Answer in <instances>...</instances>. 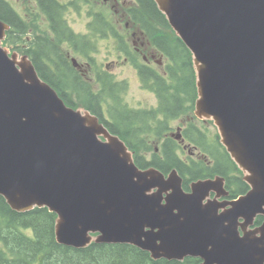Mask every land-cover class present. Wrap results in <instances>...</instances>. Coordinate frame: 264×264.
I'll list each match as a JSON object with an SVG mask.
<instances>
[{
    "label": "water",
    "instance_id": "water-1",
    "mask_svg": "<svg viewBox=\"0 0 264 264\" xmlns=\"http://www.w3.org/2000/svg\"><path fill=\"white\" fill-rule=\"evenodd\" d=\"M154 1L192 55L195 116L213 122L251 190L221 202L220 176L185 193L175 169L138 168L96 116L68 107L28 56L2 47L10 27L0 21V196L16 212L54 213L56 242L74 249L126 244L152 260L263 264L264 222L243 236L238 227L264 216V0Z\"/></svg>",
    "mask_w": 264,
    "mask_h": 264
},
{
    "label": "trees",
    "instance_id": "trees-1",
    "mask_svg": "<svg viewBox=\"0 0 264 264\" xmlns=\"http://www.w3.org/2000/svg\"><path fill=\"white\" fill-rule=\"evenodd\" d=\"M37 2L39 4L40 14L44 15L45 20L51 22H65V15L68 10L72 9L78 13L82 11L81 9L79 10L78 6L75 4L61 6L56 0H37ZM136 3L139 7L131 11L125 10L126 13L130 14L131 20L146 23L144 27L147 32L145 33L151 38L152 44L156 43L160 50L168 57V65L166 67L167 77L164 78L156 72L152 73L149 71L148 74L150 75L146 76L143 84L144 89L153 92L157 97V107L143 114H139V116L146 117L148 123H154L156 121L160 124L158 126L166 127L170 121L180 118L182 115L192 117L196 99L195 73L192 65V56L186 46L169 27L164 15L158 10L154 0H136ZM24 8L25 11L29 13L30 10L28 9L27 2H24ZM11 11L8 5L0 0V20L10 25V29L7 32L9 36L8 41L13 44H19L21 41H24V36L30 28L28 29L26 20L15 17L13 14L14 12L12 11V13ZM10 17L13 20H11ZM90 17H92V21L108 22L112 20L110 13L101 9H97L96 16H92L88 11V18L90 19ZM29 21L32 26V20L30 18ZM149 22L151 23L150 25L148 24ZM50 27L55 32L53 38L61 39L62 37L59 34V30L55 25L52 23ZM88 30L90 32L87 35L77 37L78 40H81L80 42L82 44H85V40L90 39V37H95L96 35L104 37L103 35L105 34L106 27L90 25ZM65 31H69L66 26ZM64 36L72 41V38L68 35ZM156 38H158L159 42ZM172 45L175 46V55H173L171 50ZM32 61L39 77L57 91L58 95L64 100L67 106L72 108L82 107L95 112L94 106L91 107L90 104L96 103L97 100L101 99V96L104 97L105 102H108V95L106 92L109 89V81L106 80V72H101V69H98L99 75H103L98 81L99 95L91 97L90 93L85 90H81L83 92L78 90L74 91L72 85L74 87L76 84L78 87L80 86V83H78V76L73 68L65 65L64 61H42L37 60V58L32 59ZM52 63L56 66L54 73L44 67V65L48 66ZM111 87L110 84V88ZM112 111L115 112V110ZM127 113L128 112L125 111H122V115H119L117 112L115 113L113 120L116 122V126L114 128L111 126V130L115 134H119L122 139L126 141L131 150H139L141 149L139 144L140 141L130 139L127 134L129 132L133 134L135 132H141L137 124L139 121L131 119L129 122L130 124H127L123 117V115ZM128 129H130V131ZM197 130L198 128L190 121L189 131L195 133ZM200 137V141L196 140L194 142L192 140V142L198 145L200 152L206 156L211 165H206L203 161H194L191 159L190 164L185 166V164L181 162L183 160L176 155L177 146L170 140L164 142L161 157L154 156L146 163L142 158L134 157L135 163L141 169L154 166L164 172V174H167L170 169L175 168L183 178L182 185L184 189L185 184L192 180L219 174L224 176L229 184H235L234 190H243L245 185L241 179V172L218 142V136L211 139L204 132ZM190 138L193 137L190 136ZM135 155H138V151ZM55 217L56 215L49 212L46 208H34L27 212H16L12 210L4 198L0 196V264L198 263L197 259L190 257L185 258L182 262L175 260L167 261L165 259L152 260L147 252L126 244L92 243L82 249L63 246L58 244L55 240Z\"/></svg>",
    "mask_w": 264,
    "mask_h": 264
},
{
    "label": "flooded vegetation",
    "instance_id": "flooded-vegetation-1",
    "mask_svg": "<svg viewBox=\"0 0 264 264\" xmlns=\"http://www.w3.org/2000/svg\"><path fill=\"white\" fill-rule=\"evenodd\" d=\"M3 1L8 5V8L14 12L11 11L15 17L21 18V20H26L28 24L27 27L28 29L30 28L24 36V42H20L19 44L10 43L8 41L9 36L8 34L6 35L7 41L5 43L9 45L7 47L11 52L17 51L20 55L28 54L31 59L37 58V60L42 61H64L65 65L73 68L78 76V83H80V86L78 87L76 84L74 87L72 85L74 91L78 90L83 92L81 90H85L90 93L91 97L99 95L98 81L103 75H99L98 69H101V72H106V80L109 81V89L106 92L108 95V102H105L104 97L100 95L101 99L97 100L96 103L90 104L91 107L94 106L93 108L95 111L91 112L97 116L104 125H106L111 134L117 135L120 139H122V137L111 130V126L113 128L116 126V122L113 120L116 112L119 115H122V111L128 112L126 115H123L127 124H130L129 122L131 119L139 121L137 124L139 125L141 132H135L134 134L131 132L127 133L130 139L140 141L139 144L141 149L132 150L134 157L142 158L145 163L150 161L154 156L161 157L164 142L170 140L175 146H177L176 155L183 160L181 162L185 164V166L190 164L191 159L194 161H203L206 165H211L206 156L200 152L198 145L194 143L196 140L200 141V136L204 134L203 130L198 125L199 123H203L202 121L195 119L193 116L182 115L180 118L170 121L166 127H160L158 126L160 125L158 122L155 121L154 123H148L146 117L139 116V114H143L144 112H148L157 107V97L153 92L147 90L154 94L156 100L154 107L136 109L135 106L130 105L126 100V93L130 87L131 81H136V84L139 82V88L141 90H146L144 89L143 84L146 76L150 75L148 74L149 71L152 73L156 72L164 78L167 77L166 67L168 65V57L160 50L156 43L152 44L151 38L145 33L147 32L144 27L146 23L131 20L130 14L125 11H131L138 8L139 6L136 3V0H68L64 3L62 0H56L61 6L75 4L78 6L79 10H82L81 12L88 10L92 16L97 15V9L106 10L110 13L112 20L108 22L92 21V17H90V21L86 22V25L89 26L94 25L97 27H106L102 39H106L107 42L109 41L112 51L109 54L110 63L103 66L96 62V52L93 42L94 37L85 40V44H82L80 42L81 40L77 39V37L87 34L88 31L85 34L76 33L67 20L65 22H51L45 20L44 15H41L39 12V4L37 0H2V2ZM24 2L28 3V9L30 10L29 13L25 11ZM29 18L32 20V26ZM40 19H42V21ZM11 20L13 19L11 18ZM52 23L59 30V34L62 37L61 39L53 38L55 32L50 27ZM38 24L42 26L41 30H39L40 26ZM148 24L150 25L151 23L149 22ZM65 26L69 31H65ZM64 35L71 37L72 41ZM156 40L159 42L158 38H156ZM171 50L173 55H175L174 45L171 46ZM78 59L84 60V62L80 63L77 61ZM73 60H76L77 64H74ZM44 67L52 73L56 70L54 63L49 64L48 66L44 65ZM120 67H125V71L127 72L124 78H120L123 77L122 74L118 76L116 73L117 69ZM110 84L112 86L111 88ZM141 109H143V111H141ZM112 110H115V112ZM174 121H179V126L176 127L175 133L173 132L174 128L172 127V122ZM190 121H192L193 125L198 128L195 133L189 131ZM132 127L135 128L134 126ZM128 130L130 131V129ZM190 136L193 138H190ZM192 140L194 142H192ZM123 141L126 143L125 140ZM129 149L131 148L129 147ZM137 151L138 155L136 156L135 154ZM178 151L183 152V154L181 153L182 155H179ZM174 169L175 168L170 169L165 175H168V173ZM162 173L164 174V172ZM215 176L224 178V189L227 193L226 196L219 197L217 199L218 201L231 202L240 196L247 194L251 190L243 181L245 188L243 190H234L235 184H229L227 179L219 174H214L211 177L206 176L204 178H197L185 184V189L183 188V185L182 188L185 193H190L191 184L193 182L213 179ZM180 177L182 178L181 175ZM215 196L216 193L211 192L204 202L208 198L213 199ZM228 208L229 207L227 206L225 209ZM239 222L240 224H243L244 220L239 219ZM263 222L264 216L257 215L252 223L245 229H242L241 226L238 227L240 236L244 235V230L247 233L256 230ZM201 262L202 260L199 259L198 264Z\"/></svg>",
    "mask_w": 264,
    "mask_h": 264
},
{
    "label": "rangeland",
    "instance_id": "rangeland-1",
    "mask_svg": "<svg viewBox=\"0 0 264 264\" xmlns=\"http://www.w3.org/2000/svg\"><path fill=\"white\" fill-rule=\"evenodd\" d=\"M67 1L68 0H62L63 3ZM87 12L88 10L83 11L81 13H78L75 10L67 11L65 18L76 33L85 34L87 33V31L88 33L90 32L88 30L89 25H86V22L90 21V19L88 18ZM40 20L42 21V19ZM39 26H40V29H42V26L41 25ZM93 42H94V49L96 52V62H98V64L102 66L109 64L110 63L109 54L112 51V48L109 45V41L107 42L106 39H102V37H100L99 35H96L93 38ZM77 61L80 63L84 62V60H81V59H78ZM116 73L118 74V76L122 74L123 77H120V78H124L127 72L125 71V67H120L117 69ZM139 85H140L139 82H137V84H136V81L130 82V87L126 93V100L129 102L130 105L135 106L136 109L138 108L146 109L148 107H154L156 103L154 94H152L151 92L147 90H141L139 88ZM141 111H143V109H141ZM198 125L206 133V135L210 137L211 139L217 136V129L211 122L204 121L203 123H199ZM178 126H179V121L172 122L174 133H175L176 127ZM178 153L179 155L183 154V152L181 151H178Z\"/></svg>",
    "mask_w": 264,
    "mask_h": 264
}]
</instances>
